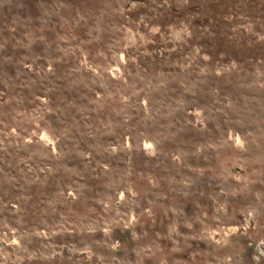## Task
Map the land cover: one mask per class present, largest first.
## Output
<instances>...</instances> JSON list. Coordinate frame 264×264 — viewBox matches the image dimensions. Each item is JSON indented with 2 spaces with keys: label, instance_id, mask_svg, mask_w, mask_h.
I'll list each match as a JSON object with an SVG mask.
<instances>
[{
  "label": "rangeland",
  "instance_id": "1",
  "mask_svg": "<svg viewBox=\"0 0 264 264\" xmlns=\"http://www.w3.org/2000/svg\"><path fill=\"white\" fill-rule=\"evenodd\" d=\"M0 264H264V0H0Z\"/></svg>",
  "mask_w": 264,
  "mask_h": 264
}]
</instances>
